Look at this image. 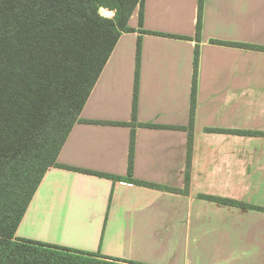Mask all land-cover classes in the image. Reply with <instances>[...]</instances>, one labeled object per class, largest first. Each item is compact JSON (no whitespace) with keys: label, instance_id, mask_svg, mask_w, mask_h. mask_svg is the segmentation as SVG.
Masks as SVG:
<instances>
[{"label":"crops","instance_id":"1","mask_svg":"<svg viewBox=\"0 0 264 264\" xmlns=\"http://www.w3.org/2000/svg\"><path fill=\"white\" fill-rule=\"evenodd\" d=\"M198 0H145L118 41L58 163L128 178L139 37L133 179L51 168L16 237L142 264H264V0H205L190 168ZM143 31L188 37L180 39ZM129 124V125H128ZM188 182V184H187ZM168 188V189H167Z\"/></svg>","mask_w":264,"mask_h":264},{"label":"trees","instance_id":"2","mask_svg":"<svg viewBox=\"0 0 264 264\" xmlns=\"http://www.w3.org/2000/svg\"><path fill=\"white\" fill-rule=\"evenodd\" d=\"M204 2L198 0L188 169L197 109ZM144 6L145 0H0V264H142L20 239L16 234L51 168L165 189L132 177L136 128H159L137 124L140 37L133 120L128 124L132 127L129 177H113L58 163L59 154L77 123L127 125L86 121L80 116L121 36L135 32L129 22L137 8L142 27ZM102 10L110 17L102 15ZM212 44L264 51V47L245 44L220 41ZM208 132L264 137V132L253 131L213 129ZM208 199L264 212V208L236 201Z\"/></svg>","mask_w":264,"mask_h":264},{"label":"rangeland","instance_id":"3","mask_svg":"<svg viewBox=\"0 0 264 264\" xmlns=\"http://www.w3.org/2000/svg\"><path fill=\"white\" fill-rule=\"evenodd\" d=\"M101 13H102V15H104V16H106V17H110V16L107 15V13L104 12V10H102Z\"/></svg>","mask_w":264,"mask_h":264}]
</instances>
